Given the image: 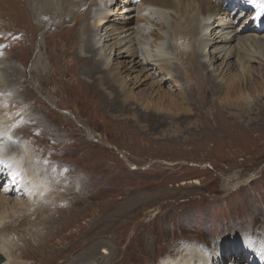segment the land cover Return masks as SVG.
Listing matches in <instances>:
<instances>
[{
  "label": "rangeland",
  "instance_id": "1",
  "mask_svg": "<svg viewBox=\"0 0 264 264\" xmlns=\"http://www.w3.org/2000/svg\"><path fill=\"white\" fill-rule=\"evenodd\" d=\"M20 1L17 8L15 0L11 5L0 0L8 16L4 18L0 11V37L7 38L0 40V89L13 91L11 97L0 96V115L10 124L6 139L27 147L28 156L21 155V159L35 166L39 146L35 149L31 142L12 137L21 117L5 106L9 99L29 105L30 115L43 119L31 118L29 126L39 135L47 134L36 139L46 144L42 151L45 157L69 167L71 184L76 186L78 179L85 192L79 205L49 222L46 245L29 255L34 264L78 261L92 245L97 246L95 259L78 264H149L155 260V264H162L166 259L163 254L179 247V243L168 246L171 242L181 241L182 236L201 237L204 223L223 227L214 242L231 236L238 225L247 228L254 212L240 206H264V58L249 63L251 70L247 72V65L240 63L244 55L237 49L227 66L219 60L216 72L209 73L202 66L199 38L195 36L182 47L190 54L196 52V60L192 56L188 59L194 72L189 84L180 66L181 55L174 52L179 78L148 64L151 72L135 69L125 73L131 98L115 100L113 96L119 94L109 95L104 89L105 71L97 69L93 59L79 60L83 42L78 40L81 21L76 23V17L84 20L82 13L95 10L99 0H85L76 8L79 0H51L50 8H44L43 0ZM106 1L113 4L110 8L116 14L106 23V27L113 26L109 31L101 28L94 34L98 38L113 31L121 34L120 29L126 26L122 16L128 0ZM262 1L220 0L233 13V29L245 33L242 36L248 35L243 30L257 31L256 24L264 28V20H258ZM142 3L133 0L132 5L138 9ZM131 12L129 17L134 18L138 11ZM218 13L219 18L225 17L223 10ZM92 18L86 16L91 25ZM160 21L163 19L157 16L155 24ZM129 27L140 29V20H133ZM155 28L157 34L161 32L159 25ZM261 31L258 29V35L264 39ZM114 43L106 42L102 50L108 55ZM258 50L264 53L263 48ZM182 62L188 66L187 61ZM116 67L121 65L116 63ZM237 78H243V84L234 89ZM230 93V101L239 100V106H227ZM44 186L41 198L50 191ZM5 192L10 200L0 206V213L10 209L8 217L25 190L6 171L0 178V194ZM157 205H162V212L148 222L142 218L143 225L141 217ZM24 209L19 207L15 213ZM189 219L197 226L188 231L193 221L180 226ZM136 227L140 232L131 239ZM222 244L228 246L229 241ZM248 247L253 245L246 242ZM206 254L208 251L200 255L204 258ZM251 256L246 254L242 264H251Z\"/></svg>",
  "mask_w": 264,
  "mask_h": 264
},
{
  "label": "bare ground",
  "instance_id": "2",
  "mask_svg": "<svg viewBox=\"0 0 264 264\" xmlns=\"http://www.w3.org/2000/svg\"><path fill=\"white\" fill-rule=\"evenodd\" d=\"M2 1L7 5H11L12 2V0ZM83 1L85 0H79V3L74 5V8L80 6V3ZM143 1L144 3L140 4L138 9H135L134 5H132L133 0H128L126 5L123 6L124 14L122 13V17L126 21V26L120 29L123 31L121 34H117L116 31H113L112 34L110 32L105 33L99 38L94 35L96 32L98 33L101 28H106V31H109L110 27H113H106L109 17L112 14H116L115 11L110 8L113 4L109 5L106 0H99L98 4L95 2L96 6L93 11L89 12V10H85L84 13H82L85 15L84 20H79V17H76V23L81 21L78 40H82L83 42L82 55H79V60L87 62V60L93 59L97 65L96 68L105 71L103 82L107 87L104 89L109 91V95L118 93L119 96H113L115 100L121 98L129 100L131 98L129 92L130 87H128V82L126 83L128 79L125 80L124 77L125 73L127 74L128 71H134L135 69H141L144 73L146 71L151 72V70L146 68L148 64H152L156 70L174 75L176 79L179 78L177 74L179 70L176 71L178 67L175 68L176 55L174 56V52H178L179 55H181L182 65L180 66L184 71L185 78H188L187 81L189 80V84L190 79L193 80L194 78V72H192V68L189 66L190 62H188V59L192 56L196 60L194 56L196 52L190 54V52L183 51L182 47H186L191 41L195 40V36L196 39L199 38V48L201 50L199 56L203 58L202 66L205 68L206 72L215 71L216 63L219 60H222L221 63L227 66L228 61L233 57L232 55L237 49L244 55V57L242 56L243 58H240V63L244 67L247 65V72L251 70L248 65L249 63L260 62L264 58V53L262 54V52L258 50L260 48L264 49V39L258 35V29H262L261 32H264L262 25L256 24L257 26H254V29L257 31L255 32H253L252 29L249 31L247 29L243 30L246 31L248 35L242 36L245 35V33L233 29L232 25L234 22L231 20L233 13L226 10L224 6H222L220 0H142V2ZM15 2L18 8L21 1L15 0ZM42 4L44 8L48 6L50 8L51 0H43ZM262 4L263 6L259 7L260 12L258 13V20L260 21H262V19L264 20V1H262L261 5ZM2 9L4 8L0 5V11L3 17L8 18V16L5 15V10ZM222 10L224 11L225 19L219 18L220 14L218 12ZM131 11H138L134 18L129 17V15L132 14ZM160 14L163 15V18H161ZM86 16L93 17L92 25L86 21ZM157 16L159 20L163 19L162 23L160 21V23L157 22V24H155ZM169 19H171L174 24H170ZM212 19H214V22L211 24ZM133 20H140V29L129 27V23L132 25ZM156 25H159L161 28V32L158 34L156 33ZM29 30L30 29L27 28V34ZM115 35L117 36L115 37ZM156 36L158 38H156ZM1 39L6 40L7 38L0 37V40ZM113 40L115 43L113 45L111 44L109 48L111 52L107 55L102 49L106 46V42L109 44ZM235 41H238V43L233 46ZM254 48H256V50ZM5 50H8V48L5 47ZM88 54L91 55L89 56ZM182 59L188 62L187 67L183 65ZM116 63L121 65L120 69H117ZM123 64H125V66ZM242 79L243 78L235 79L237 82L234 83V89L236 87L240 88L243 84ZM20 94L22 93L20 92ZM2 95H4V97H6L5 95L11 97L13 96V91L0 89V96ZM230 95L231 93L225 102L227 106H239L240 101L236 100L235 102H231ZM241 100L248 101L246 97H242ZM5 106L11 112L16 113L15 115L21 117L20 126L11 131L12 137H14V139L29 141L35 149L39 146V150H37L38 156L33 159L35 166L30 165L27 161H23L21 155L23 158H25L26 155L28 156V148L24 147V145H16L8 142L6 137L10 131L9 120L4 115H0V174L2 175L6 171V175H10L11 180H16L17 185L25 190L22 196H18V202L14 203L15 205L18 204L17 208H25L24 210L19 211V214H17L15 213L17 208H13L14 204H11L13 209L10 208L13 213L10 216L5 217L10 209L4 213H0V254L8 258L5 264H34L29 255L33 250L40 249L46 245L50 238L49 222L57 219L61 213H69L73 208L79 205L78 201H82L80 199L84 197L85 192L78 179L76 181V186L71 184L72 179L69 178L72 173L69 167L54 163V161L51 160L52 158L45 157L44 152H42L43 145L46 146V144H41L36 139L42 140L47 134L39 135L29 126V119L42 118L30 115L28 112L30 106L14 99H9ZM39 115L43 116V112H40ZM44 119L47 121L46 118ZM49 131L50 129L46 125V132L48 133ZM40 145L42 146L40 147ZM73 181L75 180L73 179ZM44 185H47L50 191L48 195L41 198L39 197V193L45 190ZM249 185L250 184L244 185L229 195H233ZM68 191H70L69 196H66L65 194ZM12 193L17 195L20 194L17 191H12ZM9 198L7 192L1 193L0 206L6 205L10 200ZM31 203L32 205H29ZM240 208L246 211H250L251 209L254 212V215L250 217V223L247 228H242L238 225L231 236L214 242V237L220 234L219 231L223 227L206 225L204 223L205 229L200 230L202 233L201 237L192 235L189 237L182 236L181 241L175 239L170 245L167 244L171 246L173 245L172 243H179V247L172 251L168 250L165 252L163 257L166 259H164L162 264H225L226 260L230 258L232 259L229 264H242L243 261L246 260L245 255L247 254L248 256L251 253V264H264V206L259 205V208H257V206H240ZM162 209V205H157L141 217V223L143 225L146 224L142 218H146V222L153 220L162 212ZM191 221L193 220H187L185 223L181 224L180 227L183 228L187 226ZM195 222L196 221H193V225H188L191 226L188 231L196 228L197 225ZM138 232H140L138 227L132 229V233L130 234L131 239L135 238ZM208 233L210 234L206 236ZM48 235L49 238H47ZM202 238L203 240L201 241ZM228 241V246L222 244L224 242L227 244ZM246 242H250L253 248H245ZM99 246L102 248L104 244L102 243ZM195 246H197V251L194 250ZM96 248V245L90 246L81 253L82 259L78 261H74L73 259L68 262V264L85 262L87 258L95 259ZM204 251H208V254H206V256L204 255V258H202L200 254H204ZM254 252L256 254L260 253V256H256L254 259ZM148 255H151V253ZM215 255L219 257L217 256V258H215ZM236 260H238V262ZM257 260H259V262ZM155 262L156 260L147 263L155 264ZM90 264L94 263L91 262Z\"/></svg>",
  "mask_w": 264,
  "mask_h": 264
},
{
  "label": "water",
  "instance_id": "3",
  "mask_svg": "<svg viewBox=\"0 0 264 264\" xmlns=\"http://www.w3.org/2000/svg\"><path fill=\"white\" fill-rule=\"evenodd\" d=\"M5 261H6L5 257L0 254V264L5 263Z\"/></svg>",
  "mask_w": 264,
  "mask_h": 264
}]
</instances>
